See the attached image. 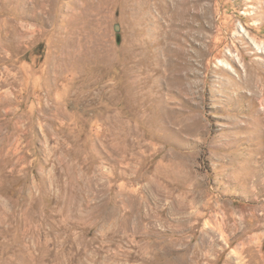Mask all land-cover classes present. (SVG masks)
I'll use <instances>...</instances> for the list:
<instances>
[{"label": "rangeland", "instance_id": "1", "mask_svg": "<svg viewBox=\"0 0 264 264\" xmlns=\"http://www.w3.org/2000/svg\"><path fill=\"white\" fill-rule=\"evenodd\" d=\"M0 264H264V0H0Z\"/></svg>", "mask_w": 264, "mask_h": 264}, {"label": "water", "instance_id": "2", "mask_svg": "<svg viewBox=\"0 0 264 264\" xmlns=\"http://www.w3.org/2000/svg\"><path fill=\"white\" fill-rule=\"evenodd\" d=\"M117 29H119V26L117 25Z\"/></svg>", "mask_w": 264, "mask_h": 264}]
</instances>
